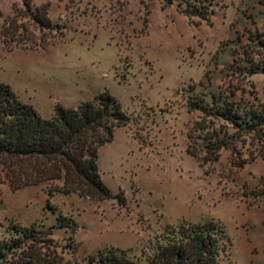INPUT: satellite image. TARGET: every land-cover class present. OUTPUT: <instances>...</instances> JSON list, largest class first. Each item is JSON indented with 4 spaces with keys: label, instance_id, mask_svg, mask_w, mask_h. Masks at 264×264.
I'll return each instance as SVG.
<instances>
[{
    "label": "rangeland",
    "instance_id": "374dc122",
    "mask_svg": "<svg viewBox=\"0 0 264 264\" xmlns=\"http://www.w3.org/2000/svg\"><path fill=\"white\" fill-rule=\"evenodd\" d=\"M167 1L35 0L59 29L18 38L34 50L0 42V81L43 118L106 90L131 118L99 152L115 199L50 196L47 184L13 191L0 173V240L36 225L65 264H86L111 247L140 257L166 225L215 222L228 238L224 264H264V137L211 117L264 110V0H213L198 26L181 0ZM21 2L0 0V26ZM47 37L56 43L35 51Z\"/></svg>",
    "mask_w": 264,
    "mask_h": 264
},
{
    "label": "trees",
    "instance_id": "16d2710c",
    "mask_svg": "<svg viewBox=\"0 0 264 264\" xmlns=\"http://www.w3.org/2000/svg\"><path fill=\"white\" fill-rule=\"evenodd\" d=\"M34 2L22 0V14L4 20L0 26V42L7 50H34L18 40L28 35L30 28L41 32L59 29L51 22L48 6H36ZM181 2L185 7L183 13L194 25L210 21L213 0ZM173 4L174 0H168L164 8ZM48 39H41L35 51L55 44L57 38L50 42ZM258 69L254 68L252 73ZM189 109L193 111L195 107L190 105ZM233 112L234 109L219 108L211 117L245 130L253 139L264 137V110L252 112L244 119ZM130 123L131 118L120 101L108 90L77 107L66 108L57 103L52 117L47 119L22 101L11 85L0 81V173L13 191L47 184L53 187L49 190L50 196L75 193L90 200L115 199L117 196L102 180L99 152L113 141L118 128ZM219 143L215 151L221 147ZM188 153L201 164L209 160L200 159L191 149ZM216 160L217 156L210 161ZM15 232L16 237L0 240V264H65L62 251L45 244L53 242L51 230L32 225ZM227 240L219 223L183 221L174 226L166 225L161 235L148 242L140 257L134 258L126 250L111 247L92 254L86 264H224Z\"/></svg>",
    "mask_w": 264,
    "mask_h": 264
}]
</instances>
